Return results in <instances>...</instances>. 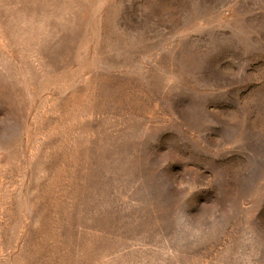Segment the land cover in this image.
Instances as JSON below:
<instances>
[{"label":"rangeland","instance_id":"374dc122","mask_svg":"<svg viewBox=\"0 0 264 264\" xmlns=\"http://www.w3.org/2000/svg\"><path fill=\"white\" fill-rule=\"evenodd\" d=\"M0 264H264V0H0Z\"/></svg>","mask_w":264,"mask_h":264}]
</instances>
